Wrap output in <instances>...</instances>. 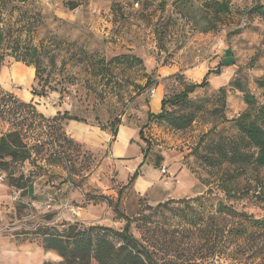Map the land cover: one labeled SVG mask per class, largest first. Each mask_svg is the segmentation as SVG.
<instances>
[{"label":"rangeland","instance_id":"1","mask_svg":"<svg viewBox=\"0 0 264 264\" xmlns=\"http://www.w3.org/2000/svg\"><path fill=\"white\" fill-rule=\"evenodd\" d=\"M213 2L227 3L229 12L215 15L209 6ZM256 7L264 9V0H29L4 12L3 22L13 37L38 48L44 79L35 76L29 87L18 69L24 64L11 58L0 73V111L8 114L0 118V136L13 129L12 123H20L33 159L11 167L13 177L0 171V264H57L59 255L41 244L43 231L74 224L122 231L127 221L119 213L130 219V232L145 243L154 242L157 251L210 255L205 264H264L251 243L230 239L228 231L237 227L231 219L217 216L201 231L192 230L189 218L193 209L203 210L199 197H205V214H215L217 202L225 201L219 181L227 168L203 162L196 151L200 140L213 128V135L234 133V117L251 110L243 102L245 93L257 107L264 105V14ZM216 63L230 71L224 86L229 95L226 107L211 83L200 90L194 100L206 101V110L176 148L180 160L163 165L159 143L147 136L151 143L143 149L148 159L143 169L149 176L158 174L159 187L149 197L138 195L132 186L120 194L119 181L128 173L123 167L118 172L109 160L105 135L115 138V126L138 116L131 112L135 98L161 82L160 68H178V77L163 81L165 97H170L185 88L184 72ZM211 76L209 81L215 78ZM149 78L156 84L143 91ZM45 83L47 91H56L34 98L32 91L40 93ZM27 99L41 110L44 106L69 111L89 129L84 137H75L68 122L47 124L38 117V108L20 106L29 103ZM62 133L73 140L71 146ZM63 154L67 161H62ZM175 165L180 170L173 175ZM163 167L169 174L162 175ZM21 174L33 182V192L28 185H13ZM239 186L242 198L226 204L264 220V169L239 179ZM258 188L259 195L251 193Z\"/></svg>","mask_w":264,"mask_h":264},{"label":"trees","instance_id":"2","mask_svg":"<svg viewBox=\"0 0 264 264\" xmlns=\"http://www.w3.org/2000/svg\"><path fill=\"white\" fill-rule=\"evenodd\" d=\"M28 2L29 0H0V73L6 59L11 58L15 62L23 63L28 67L34 66L36 79L42 81L44 77L41 69V54L38 48L28 44H20V41L13 37L3 22L5 11L25 6ZM209 6L217 16L229 12L227 3L213 2ZM255 10L264 14L262 7H256ZM209 30L207 29V31ZM228 65L231 66L232 62H229ZM217 71H209L201 83L190 82L186 79L184 81L186 86L181 92L170 97H164L162 112L152 117L151 123L165 126L174 133H185L191 129L199 113L206 110V101H196L194 98L200 90L209 86V76L212 73L220 75ZM174 77H178V75ZM155 84L149 78L143 91L155 86ZM47 86L48 84L45 83L40 93L34 89L32 96L34 98H45L48 92H55L57 89L49 88V91H47ZM214 91L222 97L223 107L225 108L229 99L226 89L222 87ZM2 92L0 85V96ZM243 100L244 104L251 106V110L234 117L233 127H231L234 133L228 135L220 131L213 135L215 133V128H213L200 140L198 149H196L207 166L219 169L227 168L222 173L219 181V189L225 195V201L219 200L217 202L215 214L208 212L205 214V204L201 203L205 197H199L196 201L201 204L200 207L203 210L198 213L197 209H193V214L189 218L191 219L192 228H194L192 230L198 229L201 231L205 230L203 229L205 222L215 221L217 216L222 217L224 220L226 218L231 219L237 227L228 231L230 239L251 243L256 258H264V220L255 219L226 204L230 199L242 198L239 179L242 177L247 178L250 174H257L264 169V105L257 107L256 100L249 93L244 94ZM20 104V106L32 108V110H35L33 108L36 107L33 101ZM7 117L8 114L0 111L1 119L5 120ZM38 117L46 121L47 124L53 123L60 126L69 121L86 123L85 120L71 116L69 111L58 112L51 119L46 118L41 113L38 114ZM47 124L46 128L51 130V127ZM119 125L121 123L115 126V129H112L116 135ZM12 126V130L0 136V171L9 172L10 177L15 175V171H10L11 167L33 160L30 149L24 143L20 123H12ZM143 134L142 131L140 135L145 140ZM62 136L65 143L70 146L73 144V140L68 138L65 133H62ZM145 142L147 146L151 143L148 139ZM144 158H147L146 154H144ZM63 159L67 161V156L64 154L62 161ZM138 176L139 174L135 173L128 185L120 190V194L130 187ZM13 185L18 187L28 185L29 190L33 192V182L29 178L26 179L23 174L13 181ZM260 191L261 189L258 188V190L251 191V193L257 196ZM165 205L159 204V207ZM189 207L191 205L188 203ZM119 214L121 218L127 221L122 231L102 226L84 227L74 224L68 225L67 228L64 227L62 230L46 229L39 235V239L45 250L59 255L61 261L57 264H205L210 256L206 254L201 257L197 255L189 257L190 254L184 255V252L171 254L157 251L154 242L145 243L137 239L130 232V219L121 213ZM222 235H226V230Z\"/></svg>","mask_w":264,"mask_h":264},{"label":"crops","instance_id":"3","mask_svg":"<svg viewBox=\"0 0 264 264\" xmlns=\"http://www.w3.org/2000/svg\"><path fill=\"white\" fill-rule=\"evenodd\" d=\"M18 69L21 70L25 74L26 84L31 86L34 81L36 72L32 67H28L26 65H20ZM218 63L216 65L211 66L203 64L197 70L192 69L184 72V76L187 81L197 83L201 79H203L209 71L212 70H221V75L211 74L215 78L210 79V83L212 89H219L224 87L229 81L230 77L226 76L227 72L224 71V68L219 69ZM217 67V68H214ZM178 68L176 67H162L158 71V81H161L157 86V92L155 97H151L149 92L142 93L137 95L134 101V105L131 108V112L134 114L132 118L128 121H124L118 127L117 135L113 138L110 134H106L104 138V143L110 145V158L111 162L115 165L116 170L119 172V168L123 167L128 173V177L125 181H119L122 184V188L128 185L131 177L138 173V178L133 182L132 189L140 196H150L152 192H154L159 187V181L157 180V176H149L143 169L144 165L147 164V158H144L143 149L147 147L146 139H142L140 133L143 131L145 134L144 137H151L155 139L156 143H159L157 148L162 150V155L164 160L162 161L163 165L170 166L176 160H180V157L175 154L176 148L183 141L186 133H174L170 131L168 128L162 125L152 124L151 118L157 116L162 112V101L166 94V87L163 81L166 79L173 77L178 73ZM210 75V76H211ZM211 76V77H212ZM28 93V92H27ZM28 95L27 97H29ZM32 99H27V102L31 103ZM229 101V99H228ZM35 104V103H34ZM36 105V104H35ZM36 108L42 112L45 116L55 117L58 112H61V109L49 107L48 109L44 106L36 105ZM148 126V127H147ZM70 133L75 137H84L83 132L89 129V126L86 123H80L75 121H69L68 127ZM96 129L90 128V132L92 134H96ZM104 134V133H103ZM148 136V137H147ZM164 147L166 149L164 150ZM131 150H136L135 154H131ZM166 154H172L171 157L168 158ZM129 165H132L129 167ZM168 166V167H169ZM173 167V166H172ZM177 170H180L179 165H175L171 172L173 175ZM156 172H158L156 170ZM130 186V187H131ZM121 188V189H122Z\"/></svg>","mask_w":264,"mask_h":264},{"label":"built area","instance_id":"4","mask_svg":"<svg viewBox=\"0 0 264 264\" xmlns=\"http://www.w3.org/2000/svg\"><path fill=\"white\" fill-rule=\"evenodd\" d=\"M156 92H157V88L155 87L154 89H152V90L150 91V96H151V97H155V96H156ZM161 173H162V175L169 174L168 171H167V168H166V167H163V168H162Z\"/></svg>","mask_w":264,"mask_h":264}]
</instances>
